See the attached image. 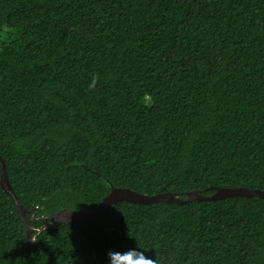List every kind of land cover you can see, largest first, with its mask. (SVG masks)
Here are the masks:
<instances>
[{"label":"trees","instance_id":"1","mask_svg":"<svg viewBox=\"0 0 264 264\" xmlns=\"http://www.w3.org/2000/svg\"><path fill=\"white\" fill-rule=\"evenodd\" d=\"M0 156L38 241L0 184V264H264L256 196L46 228L264 190V0H0Z\"/></svg>","mask_w":264,"mask_h":264},{"label":"water","instance_id":"2","mask_svg":"<svg viewBox=\"0 0 264 264\" xmlns=\"http://www.w3.org/2000/svg\"><path fill=\"white\" fill-rule=\"evenodd\" d=\"M0 165H1V176H0V184L2 188L15 200L17 210L19 214L22 216L23 221L27 228V240L30 246H34V242H32V235L34 228L30 225L26 214L28 212L18 201V198L10 184L8 179V175L6 172V167L2 157L0 156ZM259 197L264 198V190L260 189H248L244 187L240 188H217L215 192L210 196L201 195L198 192H191L186 195L185 198H178L173 193H161L153 196L141 194L139 192L133 191L129 188H112L111 192L103 198L102 202L99 204L97 208L92 211H70V210H62L57 214L50 216V222L46 225V228L53 227L55 225L61 224L63 222L66 223H90L94 220L101 217L107 209H109L112 205L120 202H130L134 204H150L155 202H168V203H183L187 201H206V200H220L230 197ZM32 213V211H30ZM35 237V236H34Z\"/></svg>","mask_w":264,"mask_h":264},{"label":"clouds","instance_id":"3","mask_svg":"<svg viewBox=\"0 0 264 264\" xmlns=\"http://www.w3.org/2000/svg\"><path fill=\"white\" fill-rule=\"evenodd\" d=\"M31 238H32V242H38L37 239L33 235ZM133 253H137V250L129 249L123 253H120L115 250L110 251L108 253L109 264H113L115 257L120 258L121 264H156L154 259L145 256L144 253L142 252H139L136 255H133Z\"/></svg>","mask_w":264,"mask_h":264}]
</instances>
